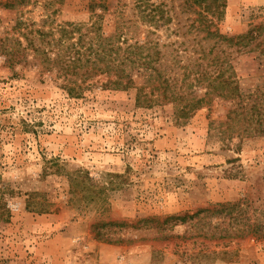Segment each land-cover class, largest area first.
<instances>
[{"label":"rangeland","instance_id":"374dc122","mask_svg":"<svg viewBox=\"0 0 264 264\" xmlns=\"http://www.w3.org/2000/svg\"><path fill=\"white\" fill-rule=\"evenodd\" d=\"M144 2L0 0V264H264V135L229 128L233 101L177 118L159 92L102 87L156 68L183 88L223 50L243 93L262 88L264 59L206 29L264 25V0ZM79 54L116 69H62Z\"/></svg>","mask_w":264,"mask_h":264},{"label":"trees","instance_id":"16d2710c","mask_svg":"<svg viewBox=\"0 0 264 264\" xmlns=\"http://www.w3.org/2000/svg\"><path fill=\"white\" fill-rule=\"evenodd\" d=\"M196 3H201L204 0H194ZM138 7L146 8L148 3L144 0H136ZM162 4L153 5L150 9V14L154 18V14H163L164 12L160 8ZM207 37H215L218 42L225 43L228 47H235L239 52H257L260 57L264 59V25L254 26L249 29L245 34L227 38L210 29H206ZM143 46L134 47L128 45L127 48L123 49L121 47L117 48V56L124 60L132 59L135 55V50L141 49ZM122 50V51H121ZM107 51H113L111 48L107 49L105 46L101 49L100 53L105 58ZM224 54L223 50L215 53L212 57L209 67L210 70L204 67L197 70H190L185 72V79H189V84H184L185 87H178L176 82L177 78H165L164 73L159 69H151L148 74V68H137V72H141L142 75L146 74L145 81L150 84L143 85L140 87L135 86L134 81L128 78L125 82L121 79L116 81H107V86L102 85V87L111 86L113 88L130 89L135 88L137 90V101L143 102L145 104L151 105V103L157 102V98H153L154 93L159 92L161 96L160 100L169 103L173 102L178 104L177 108V118H183L193 112L194 110L200 108L206 101L205 97L207 95L216 94L221 98L232 100L233 103L231 111L227 115V124L229 128L233 129L236 125L241 123L243 133H256L259 135H264V84L262 88H255L253 91L248 90L243 93L235 79V72L232 65L222 56ZM85 54H79L78 57L72 58L70 62L63 66L62 69L65 71H70L73 74L77 72L78 69L83 67L86 70L83 73H88L89 71H95L96 73H106L110 74L114 70V66L110 63L105 64L103 67L97 65L79 64L83 60L86 63L90 62V58L83 59ZM86 56V55H85ZM145 60V57L149 59V56L145 54L140 56ZM134 63V61H132ZM123 63V62H122ZM145 63L143 65H147ZM82 67V68H80ZM117 66L118 71L123 73V70ZM208 67V68H209ZM116 69V68H115ZM164 71V70H162ZM129 76V75H128ZM192 76V77H191ZM185 83V82H184ZM89 85L70 83L64 85V88L68 90L71 95L79 96L81 92L86 89ZM196 86H203L206 89L203 96H199L192 91V88ZM146 88L148 90H146ZM80 92V93H79ZM159 100V101H160Z\"/></svg>","mask_w":264,"mask_h":264}]
</instances>
